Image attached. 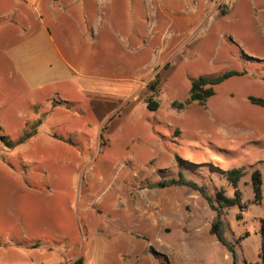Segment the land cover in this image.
<instances>
[{
    "label": "rangeland",
    "instance_id": "374dc122",
    "mask_svg": "<svg viewBox=\"0 0 264 264\" xmlns=\"http://www.w3.org/2000/svg\"><path fill=\"white\" fill-rule=\"evenodd\" d=\"M226 3L68 0L81 26L57 38L65 60L30 64L24 21L21 57L0 42V264H232L206 197L154 184L183 172L233 197L241 167L242 204L222 210L238 264H263L264 106L249 97L264 98V0ZM228 70L244 73L188 101Z\"/></svg>",
    "mask_w": 264,
    "mask_h": 264
},
{
    "label": "crops",
    "instance_id": "0c3cea01",
    "mask_svg": "<svg viewBox=\"0 0 264 264\" xmlns=\"http://www.w3.org/2000/svg\"><path fill=\"white\" fill-rule=\"evenodd\" d=\"M66 1L68 0H0V12L6 14L5 19L9 21V24H5L2 27L0 42L3 44V48L8 47L11 58L21 57V53L17 49L18 46L15 45L21 42L22 31H20V26L22 27V25L20 23L24 21L26 23V29L24 31L27 32L25 34L32 36L28 41L29 49L27 50L30 56L28 59L30 64L41 60H52L51 58L60 61L65 60L62 47L56 43L57 38L59 37L60 39L63 32L69 30V19L75 23L78 18L76 25L79 28L81 26L78 7L75 6L69 10L67 8L66 10L64 8ZM221 1L226 3V0H209V5L214 11L219 12L217 3ZM39 3L42 9L37 6ZM31 7L37 9L36 13L39 17V24L37 26H34L32 23L33 15ZM228 9L226 12H228ZM167 38L166 34H163L162 43ZM33 41L35 42L33 43ZM38 43L43 44L39 48L40 50H37V48L36 50L33 49V45Z\"/></svg>",
    "mask_w": 264,
    "mask_h": 264
},
{
    "label": "trees",
    "instance_id": "16d2710c",
    "mask_svg": "<svg viewBox=\"0 0 264 264\" xmlns=\"http://www.w3.org/2000/svg\"><path fill=\"white\" fill-rule=\"evenodd\" d=\"M244 72L237 70H228L218 76L207 77L200 76L192 81V86L190 88V97L189 102L199 101L203 102L206 98L212 96L215 93L214 86L225 81L226 79L235 76L241 75ZM159 78H156L152 84V87L155 88V84L158 82ZM250 100L253 103L264 106V98L250 96ZM177 104V102H175ZM159 106V102L151 103L149 102L148 107L152 110H156ZM185 103L181 102L179 107H184ZM31 132H26L23 137L16 141V143L24 142ZM227 178L230 183L235 188V196L227 197L223 193H218L217 196H214L209 189L207 184H199L198 182L189 179L185 173L180 172L179 177H172L168 179H163L154 184L155 187L165 188L173 186H190L195 190L201 192V194L206 197L210 205L217 211V215L212 221L211 233L215 235L218 241L227 249L232 258V264L239 263V253L236 247L235 242H233L228 236V224L224 218L223 207H230L236 204H242L241 201V192L239 190V182L244 175V168H232L226 172ZM254 190H255V201H262V172L256 170L252 175ZM261 235H262V247L260 252V258L264 264V217L261 219ZM74 264H79L75 262Z\"/></svg>",
    "mask_w": 264,
    "mask_h": 264
},
{
    "label": "bare ground",
    "instance_id": "6f19581e",
    "mask_svg": "<svg viewBox=\"0 0 264 264\" xmlns=\"http://www.w3.org/2000/svg\"><path fill=\"white\" fill-rule=\"evenodd\" d=\"M174 37V36H173ZM172 40H173V38H172Z\"/></svg>",
    "mask_w": 264,
    "mask_h": 264
}]
</instances>
